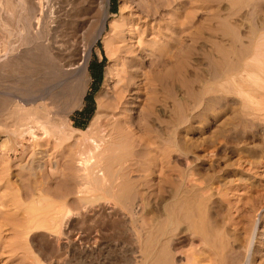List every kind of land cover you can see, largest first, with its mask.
Masks as SVG:
<instances>
[{"label": "rangeland", "instance_id": "rangeland-1", "mask_svg": "<svg viewBox=\"0 0 264 264\" xmlns=\"http://www.w3.org/2000/svg\"><path fill=\"white\" fill-rule=\"evenodd\" d=\"M136 2L153 3L157 32L134 67L145 73L140 94L131 88L118 114L99 116L108 130L96 167L80 165L75 139L95 116L97 94H112L128 0H109L116 16L90 47L79 107L70 108L71 86L51 101L48 131L21 136L12 130L18 114L5 113L0 101V264H264V93L254 99L258 106L225 82L202 95V86L213 84L215 56L209 37L188 54L186 36L203 26L208 6L240 44L264 27V0ZM34 4L38 12L46 5L0 0V38L22 42L9 8L20 25L31 20L36 27V18L29 20ZM91 31H81L80 45ZM212 41L230 48L220 37ZM54 72L46 53L30 49L24 63L0 68V90L39 95L56 81ZM65 127L74 129L71 139Z\"/></svg>", "mask_w": 264, "mask_h": 264}, {"label": "bare ground", "instance_id": "bare-ground-1", "mask_svg": "<svg viewBox=\"0 0 264 264\" xmlns=\"http://www.w3.org/2000/svg\"><path fill=\"white\" fill-rule=\"evenodd\" d=\"M58 1L45 0V8H41L39 12L37 5H32V16L29 20L35 17L36 27H33L35 24L32 26L33 22L31 23V20L27 25H20L19 21L21 22L22 20H20L18 11H16L15 7L9 8L11 14L16 16L15 21H17L16 25L18 28L15 32L18 33V39H21L22 42L15 45L14 41H10L3 36L0 38V52H2L0 55V68L10 62L24 63L28 50L30 51L31 49L46 53L53 63L54 73L57 76L52 87L39 95H34L35 93L17 94L14 93L15 90L13 92L8 89L0 90V101L5 113L10 110L11 113L16 111L18 114L12 124L15 127L12 129L15 132L13 135L20 134L22 136L24 133L30 134L33 130L37 131L40 129L48 131L47 125L51 122V112L49 111L51 101L62 95L63 91V94L67 93L71 86V93L69 92L71 94V99L69 97L71 100L69 103L70 108L73 109L80 106L88 78L86 66L90 47L97 39L103 36L107 20L116 16V13H110L109 11V0ZM128 2V10L124 12V16L121 15L122 24L117 31L119 42L122 44L115 49V61L116 65L119 66V70L112 75V79L115 81L112 94L110 96L106 95L104 99H102L101 93L97 94L95 116L86 130H78L79 138L75 139L78 144L77 154L80 156L79 162L80 165H84L85 170H87L86 167L91 162H93L92 168L97 166L99 159L96 152L99 151L105 139L106 130H108V123L99 116L106 112H111L113 116L118 114L128 103L129 98L127 97L131 95V88H137L134 93L140 94L139 91L144 85L142 79H140L145 77L144 71L138 72L134 67L135 65L143 64V59H146L144 42L147 41V44L152 42L150 38L146 39L147 36L157 32L155 28L157 24L152 23L151 20L156 10L153 3L141 4V2H136V0H128ZM242 3L244 4V2ZM243 4H241V1L236 2V5L239 6ZM203 9L205 10L203 26L197 27L193 32L189 31L188 35H186L189 41L188 54L191 53V47L197 40H207L205 37H209L211 40L207 41L211 42L215 56V60L210 61L214 80L213 84L211 83L212 85L204 84L202 86L201 94L205 95L210 90L218 92L219 86L223 82V87L226 83L227 88L233 89L238 94H244L246 101L253 103L256 97H260L264 93V27L258 25V29L253 31L250 36H246L245 40L240 38L241 43L239 44L236 38L232 39L231 37L233 36L230 37L233 34H230L229 30L224 29L223 25H217L219 22L216 17L217 12L210 14L207 10L208 6H204ZM240 10L241 8L236 10L238 11L237 13ZM64 26H67V32L57 37L55 32L58 31V28ZM85 27H92L90 40L87 44L80 45L81 31ZM124 31L127 32L125 35L128 36V39H125ZM217 37L227 40L230 48L226 49L219 42L212 41L213 38ZM242 42H245V44ZM29 43L32 44L31 47H28ZM151 54L149 53L148 55ZM254 103L256 106L259 105L258 102ZM197 116L195 115L194 117ZM8 118L12 117L9 116ZM117 123L119 121H116L115 125ZM4 126L7 127V122H5ZM57 129L56 132L59 133ZM64 129L68 130L66 127ZM73 130H71L72 132L68 130L69 133L67 134L64 133L65 138L71 139ZM178 200L180 201V199ZM254 225L255 223L253 224V230ZM253 230L248 242L247 252H249L251 247Z\"/></svg>", "mask_w": 264, "mask_h": 264}, {"label": "trees", "instance_id": "trees-1", "mask_svg": "<svg viewBox=\"0 0 264 264\" xmlns=\"http://www.w3.org/2000/svg\"><path fill=\"white\" fill-rule=\"evenodd\" d=\"M96 78H97V82H99L102 79V64H100L99 72H98ZM87 100L92 102L91 97H88Z\"/></svg>", "mask_w": 264, "mask_h": 264}]
</instances>
